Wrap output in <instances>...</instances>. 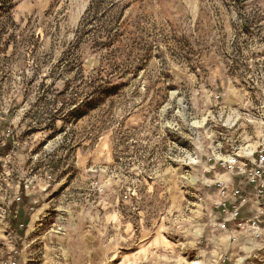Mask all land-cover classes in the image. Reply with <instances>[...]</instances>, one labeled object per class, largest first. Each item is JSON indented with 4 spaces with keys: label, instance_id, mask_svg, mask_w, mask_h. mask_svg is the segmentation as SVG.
<instances>
[{
    "label": "rangeland",
    "instance_id": "rangeland-1",
    "mask_svg": "<svg viewBox=\"0 0 264 264\" xmlns=\"http://www.w3.org/2000/svg\"><path fill=\"white\" fill-rule=\"evenodd\" d=\"M3 124L0 264H264V0H0Z\"/></svg>",
    "mask_w": 264,
    "mask_h": 264
},
{
    "label": "crops",
    "instance_id": "crops-1",
    "mask_svg": "<svg viewBox=\"0 0 264 264\" xmlns=\"http://www.w3.org/2000/svg\"><path fill=\"white\" fill-rule=\"evenodd\" d=\"M259 211H260V210H259ZM26 215H27V213H26L25 209H24V208H20L19 211H18V214L16 215V218H17V219L19 218V219H18V220H13V221H12V222H13V225H14L15 223H16V224H17V223H20L19 226H22V227H23V225L21 224L20 219L23 218V217L26 218V217H25ZM16 218H15V219H16ZM27 218H29V217H27ZM27 218H26V219H27ZM260 220H261L262 223H264V219H260ZM261 229H262L261 232L263 233V231H264V224L261 225Z\"/></svg>",
    "mask_w": 264,
    "mask_h": 264
},
{
    "label": "trees",
    "instance_id": "trees-1",
    "mask_svg": "<svg viewBox=\"0 0 264 264\" xmlns=\"http://www.w3.org/2000/svg\"><path fill=\"white\" fill-rule=\"evenodd\" d=\"M7 126H8L7 124H3L2 126H0V133L2 132V130L6 129ZM10 148H11V142L9 140L4 146V151H8ZM20 221H21V224L23 226L29 224V218L26 219V218L23 217V218L20 219Z\"/></svg>",
    "mask_w": 264,
    "mask_h": 264
},
{
    "label": "built area",
    "instance_id": "built-area-1",
    "mask_svg": "<svg viewBox=\"0 0 264 264\" xmlns=\"http://www.w3.org/2000/svg\"><path fill=\"white\" fill-rule=\"evenodd\" d=\"M8 136H10V132H9V131H8ZM258 177H259V176H258L257 174H255V175L253 176L252 181L255 182V180H256ZM253 224H255V222H253ZM10 264H16V262L14 261V262H11Z\"/></svg>",
    "mask_w": 264,
    "mask_h": 264
}]
</instances>
